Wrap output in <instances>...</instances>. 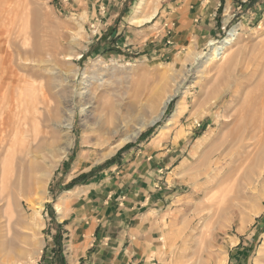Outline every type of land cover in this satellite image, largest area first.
<instances>
[{"label": "rangeland", "instance_id": "374dc122", "mask_svg": "<svg viewBox=\"0 0 264 264\" xmlns=\"http://www.w3.org/2000/svg\"><path fill=\"white\" fill-rule=\"evenodd\" d=\"M202 2L192 17L199 1L0 0V264H63L54 204L132 150L172 157L159 264H264V0ZM247 117L249 157L209 183L197 147Z\"/></svg>", "mask_w": 264, "mask_h": 264}, {"label": "crops", "instance_id": "0c3cea01", "mask_svg": "<svg viewBox=\"0 0 264 264\" xmlns=\"http://www.w3.org/2000/svg\"><path fill=\"white\" fill-rule=\"evenodd\" d=\"M198 1L193 17L203 12L202 0H182L181 6L189 12L186 3ZM137 152L84 174L54 204L68 234L63 264H159L156 239L165 229L161 210L172 196L166 172L172 157Z\"/></svg>", "mask_w": 264, "mask_h": 264}, {"label": "bare ground", "instance_id": "6f19581e", "mask_svg": "<svg viewBox=\"0 0 264 264\" xmlns=\"http://www.w3.org/2000/svg\"><path fill=\"white\" fill-rule=\"evenodd\" d=\"M2 3H3V0H2ZM13 7L14 6H12L11 8H13ZM21 8H23V7H21ZM20 12H21V10H20ZM151 16H152V14H151ZM151 16L146 17V18H133V19H131V21L135 22L136 24H142L143 22L149 20ZM234 37H235V32H232L230 34V38H228L226 41H224L220 46L219 45L216 46L215 42L210 41L208 45L212 46V48H210L211 54L208 55V57H207V61H208L207 63L214 62L216 60H220L223 57L224 49L227 46H230ZM136 93H135V95H138ZM150 95L152 96V94H150ZM137 98L134 100V103H133V105H134L133 112H132L133 113L132 114L133 120H137V117L141 116L140 111L142 109V106L139 104V100ZM169 98L170 97L162 100V97L158 96V97L154 98L152 101L148 102L146 104V107L150 109L149 113L152 114L153 112H155L156 109H158L160 107L158 114L153 116L148 121L144 122V120H145L144 119L141 122H139L140 124L137 122L138 123V127L136 128L137 130L133 131L127 137L121 139L120 142L112 148L110 153L114 152L117 148H119L124 143L134 139L137 136L139 130L142 129L143 126L150 125L153 122H155L159 118V116L163 113V110L165 109ZM261 106H262V104H261ZM142 117H144V116H142ZM139 120H141V119L139 118ZM108 123L112 124V122H108ZM229 125H231V128L228 132V135L223 136L221 128L218 129V131L216 133L214 132V133L210 134L207 138L203 139L200 142V144L197 147V150L195 152V153H200L202 150L201 157L204 158V162H205L202 165V167L204 169L203 170L204 174H206L208 176L209 173L211 172V176H212L210 180L208 178L209 183L218 182L220 180V178H222L225 174H227V176L229 174L232 175V172H231V170L233 169L232 165H235V163L238 160H244L247 157H249V140L256 139V137H255L256 135H252L249 138V131H250L249 130V125H250L249 117H247V119L244 120V122L240 128H237V127L232 128L233 127L232 123ZM8 127L9 126L4 125L3 121L1 122L0 144L4 141V136H6L5 134H6V130ZM260 128L263 129V125L260 126Z\"/></svg>", "mask_w": 264, "mask_h": 264}, {"label": "trees", "instance_id": "16d2710c", "mask_svg": "<svg viewBox=\"0 0 264 264\" xmlns=\"http://www.w3.org/2000/svg\"><path fill=\"white\" fill-rule=\"evenodd\" d=\"M72 183H73V182H71L70 185H71ZM70 185H69V186H70Z\"/></svg>", "mask_w": 264, "mask_h": 264}]
</instances>
